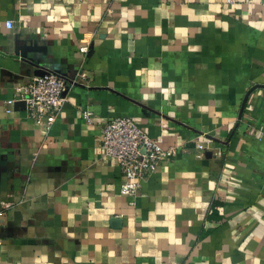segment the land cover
I'll return each instance as SVG.
<instances>
[{"label": "crops", "instance_id": "crops-1", "mask_svg": "<svg viewBox=\"0 0 264 264\" xmlns=\"http://www.w3.org/2000/svg\"><path fill=\"white\" fill-rule=\"evenodd\" d=\"M44 73L57 121L8 114ZM117 117L179 149L133 199ZM0 264H264V0H0Z\"/></svg>", "mask_w": 264, "mask_h": 264}, {"label": "built area", "instance_id": "built-area-1", "mask_svg": "<svg viewBox=\"0 0 264 264\" xmlns=\"http://www.w3.org/2000/svg\"><path fill=\"white\" fill-rule=\"evenodd\" d=\"M234 3V0H227ZM11 29L13 24L7 23ZM81 54L89 52L88 46L79 48ZM86 73H80L79 80H85ZM69 83L54 73L34 76L31 82L17 91V96L7 102L6 112L13 111L16 103L24 102L27 118L38 125L51 127L58 119L62 107L67 102ZM93 113L86 110L82 118L87 124L92 123ZM199 151L204 145H197ZM102 151L107 159L114 161L122 170L124 181L121 194L128 198H136L141 185L160 162L172 161L179 155L176 146L165 147L157 139H153L136 121L127 117H117L107 122L102 129ZM5 209L12 207L3 203Z\"/></svg>", "mask_w": 264, "mask_h": 264}, {"label": "water", "instance_id": "water-1", "mask_svg": "<svg viewBox=\"0 0 264 264\" xmlns=\"http://www.w3.org/2000/svg\"><path fill=\"white\" fill-rule=\"evenodd\" d=\"M15 106H24L25 107V103L24 102H19V103H16Z\"/></svg>", "mask_w": 264, "mask_h": 264}]
</instances>
